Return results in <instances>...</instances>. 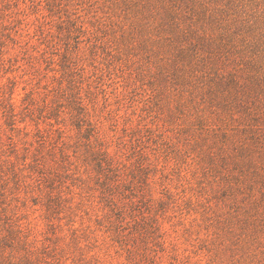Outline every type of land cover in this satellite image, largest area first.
<instances>
[{
  "label": "rangeland",
  "instance_id": "1",
  "mask_svg": "<svg viewBox=\"0 0 264 264\" xmlns=\"http://www.w3.org/2000/svg\"><path fill=\"white\" fill-rule=\"evenodd\" d=\"M0 264H264V0H0Z\"/></svg>",
  "mask_w": 264,
  "mask_h": 264
}]
</instances>
